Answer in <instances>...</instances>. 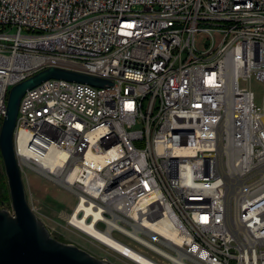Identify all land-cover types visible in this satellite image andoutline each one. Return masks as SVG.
I'll return each instance as SVG.
<instances>
[{
	"label": "built area",
	"instance_id": "1",
	"mask_svg": "<svg viewBox=\"0 0 264 264\" xmlns=\"http://www.w3.org/2000/svg\"><path fill=\"white\" fill-rule=\"evenodd\" d=\"M49 66L113 82L50 78L19 102L21 173L121 248L70 230L108 261L264 264V0H0V127L10 87Z\"/></svg>",
	"mask_w": 264,
	"mask_h": 264
},
{
	"label": "water",
	"instance_id": "2",
	"mask_svg": "<svg viewBox=\"0 0 264 264\" xmlns=\"http://www.w3.org/2000/svg\"><path fill=\"white\" fill-rule=\"evenodd\" d=\"M50 78L87 83L95 87L113 82L63 66H49L10 87L0 127V158L10 207L0 206V264H113L72 243L57 240L34 213L26 198L21 171L13 149L18 106L26 90Z\"/></svg>",
	"mask_w": 264,
	"mask_h": 264
},
{
	"label": "rangeland",
	"instance_id": "3",
	"mask_svg": "<svg viewBox=\"0 0 264 264\" xmlns=\"http://www.w3.org/2000/svg\"><path fill=\"white\" fill-rule=\"evenodd\" d=\"M248 87L253 92L254 101L264 105V84L251 79L248 82ZM21 175L29 206L43 221L52 236L61 242L75 244L97 258L105 256L104 250L97 242L75 230H70L65 218L61 217L64 215L63 213H69L72 209L75 203L74 195L64 189L52 186L43 177L29 169H25ZM0 206L9 208L12 212L10 201L9 204L4 202ZM114 235L117 236V234ZM111 259L113 264H126L113 257Z\"/></svg>",
	"mask_w": 264,
	"mask_h": 264
},
{
	"label": "bare ground",
	"instance_id": "4",
	"mask_svg": "<svg viewBox=\"0 0 264 264\" xmlns=\"http://www.w3.org/2000/svg\"><path fill=\"white\" fill-rule=\"evenodd\" d=\"M226 185H227L228 192L230 194H233L235 186L240 185L239 181L234 176L233 171H231V173H229V176L227 177V180H226ZM63 214L64 215L61 216V217H64V218H66V220H70L71 222L76 223L79 227H81L86 232L98 237L100 240L109 242L110 244H112L116 248H119V249L121 248V245L118 244L116 241H114L113 239L109 238L107 235H105L102 232H100L97 229H95L94 226H93V222H88L87 223V222H85L83 220L78 221V219L75 217V215L71 216V213H68V214L67 213H63ZM131 255L134 256V257L136 256L133 253H131Z\"/></svg>",
	"mask_w": 264,
	"mask_h": 264
},
{
	"label": "trees",
	"instance_id": "5",
	"mask_svg": "<svg viewBox=\"0 0 264 264\" xmlns=\"http://www.w3.org/2000/svg\"><path fill=\"white\" fill-rule=\"evenodd\" d=\"M9 201H10V197H9L8 186L4 174V168L0 158V204L2 205V203L4 202H8L9 204Z\"/></svg>",
	"mask_w": 264,
	"mask_h": 264
}]
</instances>
